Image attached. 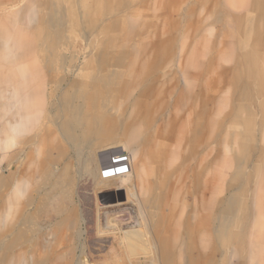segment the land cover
<instances>
[{"label": "rangeland", "instance_id": "374dc122", "mask_svg": "<svg viewBox=\"0 0 264 264\" xmlns=\"http://www.w3.org/2000/svg\"><path fill=\"white\" fill-rule=\"evenodd\" d=\"M61 1L0 0V91L2 94V97L0 94V225L6 228L9 226L11 211L13 209L20 211L25 206L27 197H31L32 201L37 204L53 191V186L44 181L45 179L42 177L43 166H40V162L43 151H40L41 145L38 141L43 138L48 145L53 146L63 142L55 126L49 122L51 116L49 105L56 97V85L48 86L45 83L33 85L32 88L35 91L45 93L39 94L35 100L36 104H42L44 108H34V124L32 123L19 137H14V139L11 138L12 133L10 132L12 122L9 115L6 116L9 109L6 108V111L4 108L2 109L1 105L11 103L9 98L13 89L20 83H24L26 75L32 74L36 70V66H41L49 58L55 57L56 51L57 53L60 51L62 54L65 52L67 59L73 58L75 61L80 59V62H84L90 58V56L84 58V51L91 45L96 52L100 46L97 43L92 45V37L88 35L89 31H86V25L77 17L75 21L71 20L72 22L64 34L67 47L74 49V54L69 50L66 52L60 49H56L53 53L52 50L45 51L41 46L38 47L40 50H30L25 54V49L33 41L39 45L46 40L48 44L50 40H56V35L45 25V19L51 16L56 18L64 16L69 23L75 14L78 16L79 9L66 10L68 3L74 2L73 0ZM124 1L129 2V9L131 8L132 15H135L129 16L127 21L131 25V30L128 31V35L126 32L124 35L122 29L116 30L114 33L123 43L132 46V51L136 52V58L141 63L152 62V60L153 62H162L163 59H166L165 63L168 65L188 67L192 74V79H190L191 84L193 83L192 90L195 86L196 92L198 91L196 84L197 86L204 84L208 91V85H215V91H213V86L211 90V93H216L214 116L210 122V114L200 118L201 122H206L208 125L205 137L207 142L212 132L215 131V134L218 135L215 148L201 146L200 151L203 154L199 158L194 157V160L192 158L186 160L187 154L182 149L181 140L178 141L177 138L178 132L172 131L174 126L169 131L162 132L167 137L165 141L171 146V152L175 153L170 154L164 162L166 183H169L170 188L165 192L166 194L158 197L156 206L151 208V211L154 212L152 214H158V210L162 208L166 215L165 223L156 227L154 232L167 237L174 256L173 264H179L181 261L179 237L185 232L184 224L190 217L192 229L195 228L198 231V240L194 245L203 254L202 263L230 264L236 260L232 252L235 246L230 243L223 246L217 235L218 231H233V227H226L225 224L219 228L214 227L207 216L210 214L211 203L214 200L218 199L217 217L228 216V209H234L235 212L240 211V206L243 203L247 209V224L253 226L250 228L253 236L249 237L250 235H248L247 245H245L250 257L246 256L245 250L238 257L239 263L264 264V0H123L122 2ZM33 7L38 10L37 18L42 19L45 16V19H42L43 22L28 21L16 27L19 13L23 10L28 12ZM27 15L28 13H26ZM122 17L119 20L123 22ZM215 18L218 19L215 20ZM98 26L102 27V23H99ZM249 29H251L250 32H253L250 36ZM256 34L257 36L259 34L257 38H255ZM13 40L18 42L19 53L25 55L24 59L18 60L14 64L8 58L9 45L13 43ZM244 52H248L249 56L259 57L257 66L251 70L248 76H245V68L239 59L241 55L245 54ZM119 55L122 57L121 52H118ZM133 56V53L129 54L130 60L124 58L125 62L132 61ZM201 66L211 68L209 73L201 75L202 79H199L196 76L199 75L198 71ZM66 88L68 90L69 86ZM71 94L76 95L74 90ZM189 98H191V93L187 100L176 93L172 99L158 105V109L156 107L154 112L163 111L166 118L170 115L173 118L177 117L182 113V104L188 103ZM115 99H118L119 102L118 109H112L111 114L121 113L124 119L135 115L138 110L146 109L142 103H136L135 97L132 98L129 95H123L122 98L120 96L110 97L113 102ZM168 105L169 108H167ZM162 106H166L165 109L161 110ZM44 118L47 119V126H44ZM197 118L194 117L192 123H195ZM237 118H239V123L247 119L253 122L255 133L250 138L242 137L240 133L242 123L236 122L239 126L234 125V120L236 121ZM213 120L217 124H212ZM126 122L133 121L131 119ZM185 129L189 128L185 126ZM47 130L50 131L51 136L49 137L44 136ZM145 134L148 137L151 132L147 131ZM119 137V140L123 141L124 132L120 131ZM9 139H12L13 147H10ZM22 148L25 149L21 153L24 160L22 164L20 163L21 165L18 164L19 187L17 186V188L14 187L10 179V174L17 172V165L12 161L14 157L12 155H20L19 152ZM118 149V155L130 154L121 145ZM155 150L151 141L142 146L148 170L155 167V163H153ZM53 155L57 157L58 154L54 151ZM243 156H246V159ZM28 161L33 164H29ZM87 179H81L77 188V194L83 203L89 232L90 246H88L87 252H91V255L97 259L102 258L105 264H112L117 255L120 259L123 257L121 251H118L121 240L113 237L104 241L97 240V211L100 206L104 207L112 215H116L112 219V223L121 221L127 224L130 223L129 214L131 218H135V210L130 205H120L123 210L113 213L112 209L117 204L126 203L125 191H123V197L117 198L116 192L101 190L100 187L91 184L92 180ZM147 180L155 182L149 177ZM25 182H28L29 185H26ZM211 182H215L214 187L209 186ZM156 193L159 195V190ZM11 196H13V200ZM15 200L20 203L16 204ZM35 207L33 205L24 209L29 213L34 212ZM117 216L118 219H116ZM37 219L34 218L32 225L23 226V228H28L32 239L19 251V262H22L25 257L24 253L28 250H35L34 253L37 255H34L37 258L43 251L39 237L46 233L47 224H44L43 220ZM155 219L154 216L153 221ZM137 222L133 224L136 225ZM91 227L94 229L91 230ZM238 229H240V222ZM250 229L248 230L250 231ZM138 236L139 232L136 236L130 234L128 238H124L123 248H130L129 244L139 245L141 248L147 247V244L157 245L154 238L151 243L144 240L143 235ZM48 239L51 240L52 237L48 236ZM82 244L81 241L80 243L75 242L74 245L67 246L66 251L72 252L77 258L80 255ZM252 249L253 251L250 252ZM151 251L158 254L155 250ZM148 252V249L145 248L139 249L137 252L128 249L127 260L123 259L121 263L152 264ZM209 254L212 256L208 257ZM154 262L162 264L157 256ZM2 263L12 264V256Z\"/></svg>", "mask_w": 264, "mask_h": 264}, {"label": "bare ground", "instance_id": "6f19581e", "mask_svg": "<svg viewBox=\"0 0 264 264\" xmlns=\"http://www.w3.org/2000/svg\"><path fill=\"white\" fill-rule=\"evenodd\" d=\"M35 1L33 0V2ZM73 1L68 3L66 10L76 8L79 9L80 14L78 13V16H75V14L73 19L69 20V23L64 16L61 18L51 16L47 19L44 16L42 19H45V25L56 35V40H50V46L47 40L39 45L33 41L25 49V54L30 50H38L39 46L45 51L52 50L53 53L56 49H60L66 52L69 50L70 53L74 54L75 50L67 47L64 34L69 28L71 20L75 21L77 17L86 25V31H89L88 35L92 37V45L99 44V49L95 52L94 48H92L93 46L90 45L83 53L85 59L87 56H90V58L84 62H80V59L76 61L73 58L67 59L65 52L62 54L60 51L58 53L56 51L55 57L49 58L41 66H36V70L32 74L26 75L25 82L20 83L18 87L13 89L9 98L11 103L4 107V109H9V117L12 122L10 124L11 138L14 139V137H19L32 123L34 124V108H44L42 104H36L35 100L39 94L45 93L38 90L35 91L32 88L33 85L36 83H45L48 86L56 85V97L49 105L51 114L49 122L55 126L63 143L53 146L48 145L43 138L38 141L41 145L40 151H43V157L40 162V166H43L42 177H44V181L49 182L53 186V191L37 204L32 201L31 197H27L25 206L20 211L18 209L11 211L9 226L6 228L0 225V264H3L2 261L4 260H9V256H12V264H105L102 258L97 259L91 255V252H87L88 246H90V242H88V226L84 215L83 203L77 194L78 184L83 178L92 180L91 184L100 187L101 190L116 192L117 198L123 197V191H125L126 203L122 201L124 204H117L114 207L115 209L112 207L113 213L123 210L120 205H130L135 210V218H131L130 214L128 216L130 223L125 224L121 221L120 223H117L118 221L112 223L111 221L116 215H112L109 210L104 209L100 205V208L98 207L96 217L97 240L104 241L111 237L121 240L118 251H121L123 257L120 259L117 255L116 260L112 264H122L121 260H127L128 249L137 252V250L143 248L148 249V257L151 259L152 264H155L156 256L157 258L159 257L162 264H173L174 256L170 249L169 240L167 237L154 232L156 227H160L165 223L166 215L162 208L158 210V214H152L154 212L151 211V208L156 206L158 197L166 194L165 192L170 188L169 183H166L164 162H166L170 154L175 153L171 152V146L165 141L167 137L162 132L169 131L174 126L172 131L178 132V141L181 140L182 149L187 154L186 160H191L194 157L199 158L203 154L200 151L201 146H213L215 148L218 135L215 134V131L212 132L207 142L205 137L208 125L200 120V118L210 114V122L214 116L213 110L215 109L214 103L216 99L214 96L216 93H211V90L213 86V91H215V85H208V91L204 84H199L198 86L196 84V89H198L196 92L195 86L192 90L193 83L191 84L190 82L192 74L188 67L168 65L165 63L166 59H163L162 62H153L152 60V62L141 63L136 58V52L132 51V46L125 44V42L123 43L114 33L116 30L122 29L124 30V35L126 33L128 35V31L131 30V25L127 21L135 15H132L128 1ZM124 5L126 7L123 8ZM26 13H28L27 16ZM37 16L38 10L34 7L28 12L26 10L21 11L16 27L28 21L40 23L42 19L37 18ZM120 17L123 18V22L119 20ZM217 19L215 18V20ZM99 23H102V27L98 26ZM250 31L251 29H249ZM251 34L253 32H250L249 36ZM258 36L256 34L255 38ZM43 46L45 47L43 48ZM18 48L19 45L16 40H13V43L9 45L8 58L13 64L25 58L24 54L19 53ZM118 52L122 53V57L118 56ZM131 53L134 54V59L130 62H125L126 59H129L128 56ZM244 53L239 59L245 68V76H248L251 70L257 66L259 57L249 56L248 52ZM92 55L94 56L92 57ZM210 68L199 67V75L195 76L200 79L201 75L203 76V74L210 72ZM14 80L16 81V79ZM66 86H69L68 90H66ZM73 90L74 94H76L75 96L71 94ZM176 93H179L186 100L191 93L188 103L182 104L181 115L174 118L170 115L166 118L163 111L154 112L156 107L158 109V105L172 99ZM123 95L135 97L136 103H142L146 109L138 110L135 115L129 116L128 119H124L121 113H119L120 115L118 114L119 117L111 114L112 109H118L119 102L118 99H115L114 102L111 101L110 97L120 96L122 98ZM166 97L169 98L166 100L164 99ZM165 107L162 106L160 109L163 110ZM169 107L168 105L167 108ZM194 117L198 118L195 123H192ZM131 119L133 122H126ZM238 120L239 118L236 121L234 120L235 126H239L237 124L239 123ZM44 121V126H47V119L44 118ZM211 123L217 124L214 120ZM241 123L239 124L242 125L240 127L242 137L250 138L255 133L253 122L247 119ZM185 126L189 129L186 130ZM120 131L125 134L123 141L119 140ZM147 131L151 132L148 137L145 134ZM44 136H51L50 131L47 130ZM11 140L9 145L13 147ZM149 141L156 149L154 154L157 158L154 155L153 163H155V167L152 170H148L145 154L142 151V146ZM120 145L130 153L128 155V163H126L128 172L111 176L116 174L115 168L118 165H123H113V159L121 157L118 155ZM24 150V148L21 149L20 155H12L14 156L12 161L17 165V172L10 174L14 187H19L18 164L23 163L24 159H22L21 153ZM54 151L58 154L57 157H54ZM243 158L246 159V156H243ZM29 164H33V162H29ZM105 170H108V172L106 171L107 178L103 176ZM118 172H121V170ZM147 177L155 180V182H149ZM25 184L29 185L28 182H25ZM214 185L215 182L209 184L211 187H214ZM157 190H159V195L156 193ZM214 201L211 203L210 214L207 216L214 227L219 228L229 222L239 226V222L241 225L247 219V209L243 206V203L240 206V211L235 212L234 209H228V216L217 217L218 199ZM18 203L16 202V204ZM33 205L36 206L35 210H33L34 212L28 213L24 209ZM154 216L156 217L155 221H153ZM35 217L38 218L37 220H43V223L47 224L46 233L39 237L43 251L39 255L40 257L37 258L35 257L37 255L34 253L35 250H28L24 253L25 257L22 262H19V251L26 244H29L32 239L28 228H23V226L32 225ZM116 219H118V216ZM133 221L138 222L134 225ZM184 227L185 232L183 235H186V237H183V235L179 237L181 263L200 264L201 252L194 245L198 240V231L195 230L194 226V229H192L190 217L186 219ZM137 231L139 236L143 235L144 240L147 242L153 243L154 238L157 245L147 244V247L141 248L139 245L129 244L130 248H123L125 245L123 239L128 238L130 234H135L136 236ZM218 233L217 236H220L222 231H218ZM234 235L235 233L229 234L231 237ZM48 236L52 237V239L49 240ZM223 238L225 239L227 236ZM189 239H191L192 246ZM80 241L83 244L80 249V255L76 258L72 252L66 251V247L74 245L75 242L80 243ZM33 246L35 245L33 244ZM151 250H155L158 254L153 253Z\"/></svg>", "mask_w": 264, "mask_h": 264}, {"label": "crops", "instance_id": "0c3cea01", "mask_svg": "<svg viewBox=\"0 0 264 264\" xmlns=\"http://www.w3.org/2000/svg\"><path fill=\"white\" fill-rule=\"evenodd\" d=\"M0 94H1V91H0ZM1 97H2V94H1ZM9 104H2L1 107L2 109L5 107V106H8ZM6 110V108H5ZM7 111V110H6ZM7 113V116L9 115V110L6 112ZM248 219V217H247ZM247 219L245 220V222L243 224L240 225V229H238V225L236 226V224H230L229 223H226V227H233V231H230V232H223L221 233L220 236H217V238L220 240V242L222 243V245L224 246L226 243H230V244H233L235 247L233 248V255H234V258L236 259L234 262H231L230 264H241L239 263V260H238V257L245 252L246 250V256L250 257V254L247 252V247L245 245H247V238H248V235H250L249 237H252L253 236V233H252V230L250 228H252L253 226H251V224H247ZM237 222V221H236ZM227 224H230V225H227ZM236 227V228H235ZM244 228V230H243ZM250 229V231L248 230ZM230 233H235L234 236H229ZM223 234V236H222ZM224 236H227V238H223ZM189 242H191V239H189ZM188 242V243H189ZM252 244V243H251ZM191 246H192V242H191ZM253 249L250 251L252 252ZM248 254V255H247ZM253 254V253H251ZM212 255L209 254L208 257H211ZM203 254L201 253V260H200V264H203ZM173 261H174V258H173ZM179 264H182L181 261Z\"/></svg>", "mask_w": 264, "mask_h": 264}, {"label": "built area", "instance_id": "2783aa9c", "mask_svg": "<svg viewBox=\"0 0 264 264\" xmlns=\"http://www.w3.org/2000/svg\"><path fill=\"white\" fill-rule=\"evenodd\" d=\"M119 156H121V157H119V158H117V159H113V165H117V164H123V165H118L116 168H115V170L117 171L116 172V174H113V175H111V176H115V175H121V174H125V173H127L128 172V165L126 164V163H128V155H124V154H120ZM125 163V164H124ZM111 170V169H110ZM121 170V172H118V171H120ZM123 170V171H122ZM108 172V170H105L104 172H103V176L105 177V178H107L108 177V175L106 174L107 172Z\"/></svg>", "mask_w": 264, "mask_h": 264}]
</instances>
